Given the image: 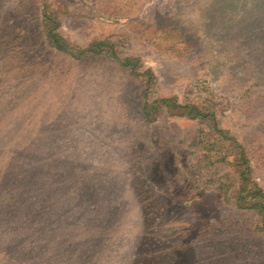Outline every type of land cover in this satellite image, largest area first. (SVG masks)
Returning <instances> with one entry per match:
<instances>
[{"label": "rangeland", "instance_id": "rangeland-1", "mask_svg": "<svg viewBox=\"0 0 264 264\" xmlns=\"http://www.w3.org/2000/svg\"><path fill=\"white\" fill-rule=\"evenodd\" d=\"M147 69L204 117L147 121ZM256 185L264 0H0V264H264Z\"/></svg>", "mask_w": 264, "mask_h": 264}, {"label": "trees", "instance_id": "trees-1", "mask_svg": "<svg viewBox=\"0 0 264 264\" xmlns=\"http://www.w3.org/2000/svg\"><path fill=\"white\" fill-rule=\"evenodd\" d=\"M47 4V3H46ZM44 7L46 5L44 4ZM42 23L44 32L46 35V39L48 40V43L58 49L65 52H72L74 48H76V51H74V55H107V56H115L118 57V54L111 46V43L100 39L95 40L89 43L87 47H73L71 44L68 43V41L62 36L60 33V21L57 19L56 16L51 15L49 11H47V8L43 9V15H42ZM136 58L135 57H128L121 59L119 58L118 61L122 63L123 65L129 67L130 69H133L136 64ZM145 74L147 75L145 87L143 90V95L145 97V103L143 105V116L147 121H152L156 118V113L159 111V109L164 108V106H168V110L173 113L177 111V114L184 115L187 114L190 117H198L199 115L203 118L204 114L200 109H197L194 105L186 104L183 105L181 103H178L173 100V98L168 97H161V98H155L151 100L149 98V91L151 88V82L153 83L155 81V77L153 75V72L150 69H147ZM170 107V108H169ZM156 112V113H155ZM214 115L212 114V117ZM241 163L240 166H244L246 164V157L242 154L241 156ZM249 170V167H243V169L239 168V174L241 176H244L245 172ZM253 191V195H251V198L253 201L251 203L246 204L245 198L246 195L240 194L237 198V204L239 207H248V208H254L258 211H264V190L260 189L259 186L256 185L255 188H251ZM244 204V205H243Z\"/></svg>", "mask_w": 264, "mask_h": 264}]
</instances>
